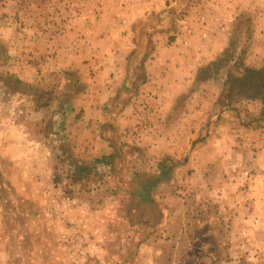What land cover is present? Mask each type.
<instances>
[{
	"label": "rangeland",
	"instance_id": "rangeland-1",
	"mask_svg": "<svg viewBox=\"0 0 264 264\" xmlns=\"http://www.w3.org/2000/svg\"><path fill=\"white\" fill-rule=\"evenodd\" d=\"M202 1H235L241 18L222 54L205 59L194 75L182 72L188 83L173 87L176 101L156 123L164 128L159 149L138 144L140 124L130 136L117 132L114 101L101 127L111 152L83 156L81 137L70 129L83 121L82 94L103 70L99 61L132 67L124 90L138 93L154 55L145 20L132 41L134 19L152 14L160 42L175 17L189 30L205 26ZM144 3L0 0V133L11 131L0 143V206L16 212L0 215V264H264V97L226 94L230 75L264 66V0ZM102 29L107 50H87L92 31ZM250 42L248 53L242 45ZM115 72L105 77L116 79ZM36 180L46 190L42 206L55 213L20 218L18 208L38 205Z\"/></svg>",
	"mask_w": 264,
	"mask_h": 264
},
{
	"label": "crops",
	"instance_id": "crops-1",
	"mask_svg": "<svg viewBox=\"0 0 264 264\" xmlns=\"http://www.w3.org/2000/svg\"><path fill=\"white\" fill-rule=\"evenodd\" d=\"M147 1L151 2L154 0H145L144 8H146L147 6ZM164 2L166 4L169 3V5L171 6L178 3L181 4V1ZM234 2L235 1H204L203 4L202 1V5H199L201 6V8L204 6L207 13L206 19L209 18V21L205 26H202L201 24L196 22L195 24H193L192 29L189 30L184 17L182 18L181 16H179L181 17L179 19L175 17V21H173L172 25L170 24V26H172L170 27L171 29L166 30V33H168V35L166 36L167 38L163 37V39L165 40L162 39V41L160 40V42H157L158 39H156L154 36V30H156V27L158 26H156V24H151L150 17L152 14L144 11L143 14L138 15L136 19H134L135 22L132 23L133 26L131 28L132 41L134 38H136L135 36L138 37V34H140L138 28L135 27H138V24L144 22V20L148 23L147 30L150 33L146 34L148 35L147 38L151 40V45L153 47L150 51H148V53H150V55L148 56L152 57L151 55H154V60L146 63V70H148L149 76L141 80L140 86L142 87H139L138 93L136 92L137 90H135L134 93H132V90H127L125 92L124 89H129V87L131 86L129 80L125 79V77H127L128 70H132V67L129 68L128 64L122 62L121 59H118L117 63H112L111 65L99 61V65L103 67V70L98 71L96 73V76L92 79V83L90 85L91 91H89L87 94H82V100L84 101L82 108L85 110L83 121H79V123H77L78 127L75 126L74 129H70L74 132L77 131L76 135L78 134V136L81 137L78 140H80V144L83 145V156L88 159L94 157L98 158L102 156L104 157L111 152L109 151L111 149L109 144V142H111L110 138L102 135L101 127L103 124L109 121L110 111L108 108L110 104L114 103V101L118 103L116 107L117 111H115V113L113 114V116H115L114 119L117 120V132H121V134L125 133L126 135L129 134L130 136L132 134V131L130 130L132 126L135 127L136 124H140L139 126H136L134 128V130L138 134L137 136L140 137V141L138 144L148 143L152 146V150L157 151L159 149L156 147L159 145H156L155 143L160 142V133L164 132V128L161 129L162 124L159 125L156 123L160 122L159 119L163 120L170 111V105L167 107V104L172 105V103L176 101V97H174L175 93H172V89H174L173 87L179 85L186 86V84L184 83H188V79L190 77L186 78V81L179 79L182 75V72L188 71V76H190V74L192 73L193 75L196 74V68H199L200 64L203 63L205 59L209 60L217 55L222 54V52H224L230 45V41L232 40L235 32V25H237L238 19L241 18L239 15H237L238 13H236L237 10L234 6ZM161 8H164V6H159L160 11ZM198 9V11H200V8ZM196 17L197 15L194 18ZM212 18L216 19V23L213 22ZM257 19H259V17H257ZM100 20L102 21V18H100ZM195 20L197 21V19ZM260 20L263 21L264 18ZM261 27V36H263L264 39V21ZM104 31H106V29H102V31L99 30L98 33L92 31L90 37L93 39L92 42H94V44H87V50H91L92 47L97 52L101 53L107 50L106 43L109 40L107 33H105ZM204 31L206 32V34L204 33ZM203 33L205 35H203ZM258 35H260V31H258ZM242 47L244 49H247V52L250 53L251 42L243 44ZM110 48L112 50L111 45ZM115 48H117V46L113 47V49ZM133 48V46L130 47V49L126 47V52L127 50L128 52H130L131 50H133ZM186 54L189 55V57ZM258 59L263 60L262 58ZM115 69L116 76L118 77L116 79H113L111 76V79H107L105 77V74H108V72H110V75H112V72ZM168 70L170 71L169 73L167 72ZM172 70L173 74H171ZM103 73L104 76H102ZM174 73L176 77H171L170 74L174 76ZM123 77L124 79L122 80ZM130 102L142 103V105L140 107V104H138L139 106L137 105V110H133V104L131 106H129V104L126 105V103ZM71 114L74 113L71 112L68 116H70ZM137 118L138 120L136 122L135 120ZM139 118L141 119V121L139 120ZM127 128L129 129L126 131ZM17 129L18 134L22 137V139H24L26 135L25 131L21 130V128ZM0 134L2 136V138H0V143L3 144V141L5 143L9 142L11 135L10 130L6 132L1 131ZM73 135H75V133H73ZM137 136L135 135L134 138H136ZM38 141L39 139H37L35 143L37 144ZM137 150L139 151L138 153H141L142 149L137 148ZM133 151L136 152L135 149H133ZM137 158L141 159L140 156H137ZM13 161L16 162L18 160L14 159ZM0 165H2V160H0ZM40 174V169L35 170V175H38V179H41L43 181V177L40 178ZM37 182L38 181L36 180V183ZM37 184L38 186L35 188V194L37 196L38 193V205H36L37 203L35 202V205L33 207L25 208L22 211H18V208L17 214L20 215V218L35 215L36 218L43 219V215L55 213L56 209H54L52 205L45 207L46 209L42 206V193H46V190H43L41 183L38 182ZM10 213L12 214L16 212L10 207L0 206L1 216L5 217V214ZM3 224L4 229L10 228L9 226L5 225L6 223L4 221L2 222V226ZM23 229H26V227L22 223H19V230L21 231Z\"/></svg>",
	"mask_w": 264,
	"mask_h": 264
},
{
	"label": "trees",
	"instance_id": "trees-1",
	"mask_svg": "<svg viewBox=\"0 0 264 264\" xmlns=\"http://www.w3.org/2000/svg\"><path fill=\"white\" fill-rule=\"evenodd\" d=\"M204 69H200L203 71ZM227 96L264 97V66L261 69L245 68L243 73L230 75L227 84Z\"/></svg>",
	"mask_w": 264,
	"mask_h": 264
}]
</instances>
